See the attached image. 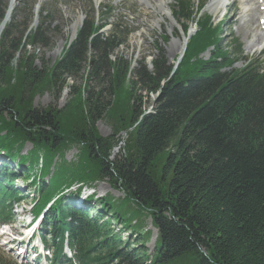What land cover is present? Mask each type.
<instances>
[{
  "label": "trees",
  "instance_id": "trees-1",
  "mask_svg": "<svg viewBox=\"0 0 264 264\" xmlns=\"http://www.w3.org/2000/svg\"><path fill=\"white\" fill-rule=\"evenodd\" d=\"M175 7L178 19H191L185 1ZM106 14L100 24L91 15L51 68L36 70L27 59L12 68L23 41L12 21L0 35V152L18 155L31 144L19 157L30 169L40 161L47 174L41 203L73 184L79 190L101 180L122 195L87 198L83 210L59 205L48 214L49 230L55 237L69 230L83 264H264V73L252 62L232 68L240 45L222 46L204 19L172 73L159 60L151 72L139 66L121 100L128 66L109 57L123 33H99ZM3 15L0 4V21ZM36 42L45 44L39 29L27 45ZM208 45L214 56L191 61ZM68 78L84 85L69 86L63 108L32 106L37 92L57 98ZM138 89L159 91L147 113ZM101 119L113 135L132 127L124 157L108 159L114 139L97 136ZM73 147L77 161L67 162L64 153ZM4 196L19 197L12 189ZM143 212L157 232L150 254L142 221L132 223Z\"/></svg>",
  "mask_w": 264,
  "mask_h": 264
},
{
  "label": "rangeland",
  "instance_id": "rangeland-1",
  "mask_svg": "<svg viewBox=\"0 0 264 264\" xmlns=\"http://www.w3.org/2000/svg\"><path fill=\"white\" fill-rule=\"evenodd\" d=\"M153 1L155 4L158 2L157 0ZM173 1L165 0V2H168V5H164V8L162 7L163 12L166 13V15L162 16V14L154 12V9L150 8V5H146L143 0H16L10 19L5 26L12 21L14 23L13 25L18 28L13 35L16 38H20L23 42L19 50L15 53L11 66L12 68L16 67L19 60L27 59L26 62H30L31 67L36 70L51 68L63 56L68 46L76 39L83 23L89 20L91 15L97 20L96 24L102 23V12L104 11H107L108 14L105 15L106 25L100 30V34L102 36L110 35L115 28H118L123 33L121 41L117 45L114 53L109 57L111 62L119 59L128 66L125 82L118 89L117 96L119 95L121 100L127 98L125 94L131 93L133 88L131 80L135 78L133 71L139 66H143L146 71L151 72L154 62L159 60L173 72L178 64L182 62L189 41H187L182 52L177 48V45L182 44L185 37L187 39V36L191 39L199 31L197 25L204 21V19L207 20V24L212 28H214V23H221L222 32L218 29L220 28L219 26H216L217 29L215 27L214 30L216 31L217 37L223 39L222 44L225 42L224 39H237L242 44L245 56L252 55L257 57L261 53L260 40L257 39V42L254 37L256 32L254 26L249 21L242 24V21L238 19L242 14L238 0H236L235 8H228V12L230 13H226L225 15H223L224 8L221 5L219 6L220 11L216 13L208 8L211 0H183L193 10L191 19L181 18L179 15L178 19L177 9ZM201 1L205 2L204 7L197 11ZM233 1L225 0L227 3ZM8 2L9 0H0V4L4 7V13ZM108 9L110 12H108ZM239 12L241 14H238ZM231 17L234 18L231 20ZM77 18H80V22L72 37L71 29ZM247 18L250 19V17ZM5 26L2 28V31ZM38 29L42 36L45 37V44L36 42V44L27 45L28 38L31 39V36ZM214 54V46L208 45L197 54V57H192L191 61H194L196 58L206 61L214 56ZM241 65L242 62H237L232 68H238ZM110 74H113L112 71ZM70 85L82 88L84 82L83 79L68 78L65 87L60 93H57V98H54L55 94L50 91L37 92L33 94L32 106L36 108H46L49 106H52V108L55 107L56 109L63 108L67 101L72 98L71 90L69 91ZM136 93L141 97V107L144 113H147L154 107L159 96V91L150 92L145 89H138ZM94 126V131L100 138L111 136L114 139L108 159L114 161V159H120L121 156L124 157L127 149L128 134L132 127L127 130H122L117 135H113L111 125L107 120H98ZM30 149L31 145L25 143L20 154L25 155ZM78 151L77 148L67 150L64 153L65 161H77ZM20 154L13 155L15 157L14 160H11L6 155H0V165L4 161H7L11 164L13 170L20 171L21 166L17 162ZM45 176H42V181H48ZM76 182L80 183L79 181ZM93 184L94 187L88 190V193L93 191V194H90L93 197L101 198L106 195L114 199L122 197L120 190L111 187L107 181H95ZM132 218V223L137 220L142 221L143 232H148L144 247L147 253L150 254L157 237L156 229L152 226L150 217L146 212H143L141 215H133ZM126 235L129 236V232L122 234V239L126 238ZM6 262L11 264L21 263L19 259H12L10 253L0 247V264Z\"/></svg>",
  "mask_w": 264,
  "mask_h": 264
},
{
  "label": "bare ground",
  "instance_id": "bare-ground-1",
  "mask_svg": "<svg viewBox=\"0 0 264 264\" xmlns=\"http://www.w3.org/2000/svg\"><path fill=\"white\" fill-rule=\"evenodd\" d=\"M15 1L16 0H9V2H8V6H7L6 10H5L4 17H3V19L0 22V32L2 31V28L5 26V24L10 19L11 12H12V10L14 8V5H15ZM143 1H144V3H146V5H148V6L150 5V8L154 9L153 10L154 12L160 13V14H162V16L166 15V13L163 12V8H164V5L165 6L168 5V2H165V0H157L158 2H156V4H155V2L153 0H143ZM242 1H244L243 2V9H242V20L245 21L244 23H246V21H247V20H244V18L246 16V13H248L249 11L253 12L252 13V19H254V15H256V12H258L259 6H264V0H261L258 5L255 4V3L259 2L258 0H257V2H256V0H242ZM252 3H254V6L253 7H249L250 4H252ZM220 5L226 7L225 0H211L209 5H208V8L212 9V11L214 13H216V12L220 11V7H219ZM246 5H248V6H246ZM231 7L234 8V5H231L229 8H231ZM224 10H227V8H225ZM258 14L260 16L257 17V20H259V18H261L264 15L262 11L258 12ZM149 16H151V15H149ZM232 19H233V17L231 18V20ZM79 22H80V18H77L75 20L74 24H73V27L71 29L72 30V37L74 36V34L76 32V27L79 24ZM263 38H264V34L263 33H259L258 39H263ZM185 45H186V38H185V40L183 41L182 44L177 45V48L182 52L184 47H185ZM77 189H78V186L75 187V190H77ZM87 198H89V197H87Z\"/></svg>",
  "mask_w": 264,
  "mask_h": 264
}]
</instances>
